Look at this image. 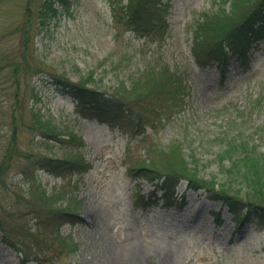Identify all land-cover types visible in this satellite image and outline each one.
I'll return each instance as SVG.
<instances>
[{"label": "rangeland", "instance_id": "374dc122", "mask_svg": "<svg viewBox=\"0 0 264 264\" xmlns=\"http://www.w3.org/2000/svg\"><path fill=\"white\" fill-rule=\"evenodd\" d=\"M29 1L0 0V163L5 148L14 147L0 177V220L29 255L5 243L0 231V264H113L106 259L112 246L132 256L129 264H264L263 222L238 225L226 207L201 192L186 191L184 206H166L162 191L128 173L149 147L180 144L188 161L200 160L206 176L220 172L216 156L231 140H250L264 153V39L246 63L231 57L222 71L200 67L192 41L203 14L227 7V0H159L167 10L161 37L141 35L125 23L121 8L127 0H75L69 13L44 23L41 0ZM152 65L180 71L189 92L179 91L180 102L133 99L151 103L139 108L142 133L83 117L56 83L58 76L85 78L88 87L110 97L119 86L130 92L132 81ZM37 119L50 120L58 135L43 134ZM71 152L83 155L87 171L43 168L47 158L64 159ZM40 191L59 196L56 205L78 202L82 223H62L58 230L66 244L52 225L35 219ZM139 196L154 203L136 207Z\"/></svg>", "mask_w": 264, "mask_h": 264}, {"label": "trees", "instance_id": "16d2710c", "mask_svg": "<svg viewBox=\"0 0 264 264\" xmlns=\"http://www.w3.org/2000/svg\"><path fill=\"white\" fill-rule=\"evenodd\" d=\"M73 1L75 0H41L39 13L42 23L63 13H69ZM227 2V7L221 5L217 10L203 14L197 22L193 33L192 53L200 67L217 65L224 71L227 61L233 56L246 63L250 51L264 39V0ZM121 9L125 11V23L133 25L141 35L152 33L161 37L167 29L166 6L159 4V0H127V4ZM31 15L29 6V10L27 8L24 14L26 26L31 24ZM24 40L27 43L28 37H24ZM181 75L180 71L167 65H152L132 81L130 92L126 88L121 90L122 87H117L115 95H119V99L115 95L108 97L98 89L88 87L85 78L74 82L58 76L56 83L64 86L76 100L84 117L97 119L126 133H140L143 129L144 113L140 112L139 108L147 109L151 103L145 101L146 105L134 104L133 99L147 98L152 102L159 97L160 100L168 97L180 102L179 91L189 90ZM175 105L179 107L180 104ZM37 123L43 134L55 137L58 135L57 128L50 120L37 119ZM69 137L71 142L76 139L80 141L79 148L83 145V140L78 136L70 134ZM145 153L144 158L128 167V173L132 178L146 179L161 189L166 205L184 203L180 202L181 198L182 201L185 198L184 192L179 196L177 188L185 181V191L201 192L210 201L221 203L233 215L236 224L241 225L251 219L256 220V223H264V153L252 141L231 140L216 156L220 172L209 176L201 173L200 160L196 156L191 157L190 161L186 159L180 144H172L159 150L149 147ZM13 155L14 147H6L0 163L1 178L8 171ZM66 156L69 157L47 158L42 163L43 168L59 173L84 172L89 169V163L81 153L71 152ZM58 200L59 196L56 194L40 191L39 202L34 204L32 211L38 224L43 225V222L52 225L56 232L55 237L66 244L65 238L59 236L60 225H76L82 223V219L78 218L77 201L72 199L65 205H56ZM152 201V198L139 196L136 205L148 207L154 203ZM0 231L5 243L16 248L22 257L29 256L28 252L10 239L2 220ZM30 234L37 239L38 234L33 231ZM36 242L39 243V240Z\"/></svg>", "mask_w": 264, "mask_h": 264}, {"label": "bare ground", "instance_id": "6f19581e", "mask_svg": "<svg viewBox=\"0 0 264 264\" xmlns=\"http://www.w3.org/2000/svg\"><path fill=\"white\" fill-rule=\"evenodd\" d=\"M108 253L106 259L113 264H129L127 263L131 260V257L128 252L122 251L118 249L116 246H112L108 248Z\"/></svg>", "mask_w": 264, "mask_h": 264}]
</instances>
